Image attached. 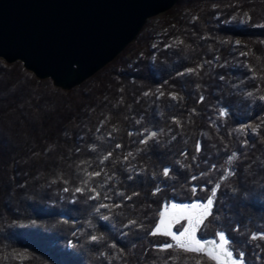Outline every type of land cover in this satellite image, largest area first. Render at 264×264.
I'll use <instances>...</instances> for the list:
<instances>
[{
	"label": "trees",
	"instance_id": "16d2710c",
	"mask_svg": "<svg viewBox=\"0 0 264 264\" xmlns=\"http://www.w3.org/2000/svg\"><path fill=\"white\" fill-rule=\"evenodd\" d=\"M180 4L160 41L69 90L0 60V264H212L150 232L217 183L197 237L264 264V0Z\"/></svg>",
	"mask_w": 264,
	"mask_h": 264
},
{
	"label": "water",
	"instance_id": "95a60500",
	"mask_svg": "<svg viewBox=\"0 0 264 264\" xmlns=\"http://www.w3.org/2000/svg\"><path fill=\"white\" fill-rule=\"evenodd\" d=\"M177 0H0V58L70 89Z\"/></svg>",
	"mask_w": 264,
	"mask_h": 264
},
{
	"label": "snow or ice",
	"instance_id": "6c2138e0",
	"mask_svg": "<svg viewBox=\"0 0 264 264\" xmlns=\"http://www.w3.org/2000/svg\"><path fill=\"white\" fill-rule=\"evenodd\" d=\"M239 43V42H237ZM188 73H192L194 69H187ZM223 79V77H221ZM147 95V93H146ZM252 95V93H249ZM172 99H177L175 95L172 96ZM203 99V97H201ZM261 100H264V96L260 97ZM219 115L224 117L227 115L225 109L221 108L219 110ZM252 131L255 133L256 129L253 128ZM132 133H129L131 135ZM157 133H151L150 138H154ZM141 143H146L145 140H142ZM119 147V145H117ZM200 151L199 143L197 144V152ZM111 155V154H109ZM131 155V153H129ZM235 157V153L228 157V162L231 163ZM107 159V157H105ZM127 159V157H125ZM195 159V157H193ZM170 170L164 168L163 175L168 177ZM234 173L229 171L228 175H233ZM100 175L99 172L89 173V178L93 176ZM131 178V177H129ZM87 183V182H85ZM221 184L217 183L211 190L210 195H208L206 202L204 203H193L191 205H177L172 204L171 208L174 210L173 215L165 220L164 213H160L161 219L156 224L155 228L150 232L151 235L169 237L172 243H163L159 247V251H164L166 249H175L183 253H192L198 254L204 258H207L212 264H245V255L242 250L237 246L233 245L230 238L226 235L223 230L215 232V238L211 240H204L197 238V231L201 229V226H207L206 221L209 216L213 215V209L216 201L218 200V190L220 189ZM84 189L77 187L75 192H82ZM64 191H69L68 188H65ZM94 191V190H93ZM157 191L159 189L157 188ZM195 193V189H193ZM155 194V193H154ZM135 195V193H134ZM96 196H91L89 199H96ZM131 199V197H127ZM100 207H109L108 205H100ZM113 207H118V205H113ZM108 219V217H103ZM181 220L186 221V224L181 225V228L177 231H173V224L179 223ZM130 224H134L135 221H130ZM102 237H97L92 235L90 240L95 242ZM251 240L255 241L257 239L264 240V233H253L250 237ZM115 247V245H113ZM196 264H201L200 260L196 261Z\"/></svg>",
	"mask_w": 264,
	"mask_h": 264
},
{
	"label": "rangeland",
	"instance_id": "374dc122",
	"mask_svg": "<svg viewBox=\"0 0 264 264\" xmlns=\"http://www.w3.org/2000/svg\"><path fill=\"white\" fill-rule=\"evenodd\" d=\"M187 5H185V6H183L181 4L177 5V1H176V3L171 8L167 9L166 11L160 12V13H158L157 15H155L153 17H149L148 21L146 22V24L143 26V28L140 30L139 34L136 37L137 39L140 38L139 39L140 42L139 41H135L136 39H134L131 43H128V45L126 46V48L127 47L128 48H127V52L125 51V54H124L125 60L130 58V57H132L133 54L136 52V50L140 46H142L145 43L146 40H149V39L153 38L151 45H154L158 41H160L162 39V35L165 33L164 31L166 30V28L168 26V23L173 21L175 17H179L181 14H183V13L185 14L186 12L188 13L190 11V9H189V7ZM120 53H122V51ZM116 57L112 61H110L109 63H111L114 60H116ZM0 60L6 62L5 60H3L1 58H0ZM15 62H17V61H15ZM6 63H8V62H6ZM12 63H14V62H12ZM9 64H11V63H9ZM100 71L101 70L99 69L97 72H95L90 77H93V76L97 75ZM35 77H37V76L35 75ZM90 77H88L87 79H89ZM45 79H50V78H45ZM86 80H84L83 82H85ZM83 82L79 83L78 85L82 84ZM78 85H76V86H78ZM76 86H74V87H76ZM56 87H58V86H56ZM74 87H72V88H74ZM59 88H61V87H59ZM72 88H70V89H72ZM62 89H64V88H62ZM66 90H69V89H66ZM193 203L194 202H192V203H171L170 205L166 204V205H164L162 207L163 209H162L161 212L165 214L164 215L165 220H168L174 213V210L171 208L172 204L191 205ZM195 203H199V202H195ZM186 223H187L186 221L181 220L179 223L173 224V231H177L178 229L181 228V225L186 224ZM208 240H211V239L208 238Z\"/></svg>",
	"mask_w": 264,
	"mask_h": 264
}]
</instances>
